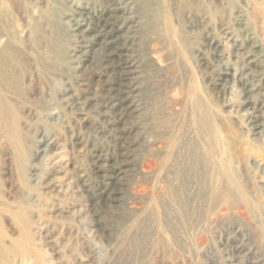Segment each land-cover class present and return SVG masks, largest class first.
Masks as SVG:
<instances>
[{
  "label": "rangeland",
  "instance_id": "1",
  "mask_svg": "<svg viewBox=\"0 0 264 264\" xmlns=\"http://www.w3.org/2000/svg\"><path fill=\"white\" fill-rule=\"evenodd\" d=\"M263 125L264 0H0V264H264Z\"/></svg>",
  "mask_w": 264,
  "mask_h": 264
},
{
  "label": "bare ground",
  "instance_id": "2",
  "mask_svg": "<svg viewBox=\"0 0 264 264\" xmlns=\"http://www.w3.org/2000/svg\"><path fill=\"white\" fill-rule=\"evenodd\" d=\"M79 9H80V8H79ZM81 10H82V9H81ZM102 10H103V9H102ZM87 11H88V10H87ZM121 11H122V10H121ZM108 12H110V11H108ZM114 13H115V12H114ZM121 13H122V12H121ZM116 14H117V13H116ZM88 15H89V14H88ZM88 15H87V17H88ZM84 16H85V15H84ZM90 16H91V15H90ZM107 17H108V16H107ZM107 17H106V18H107ZM102 18H103V17H102ZM87 19H88V18H87ZM131 21H132V20H131ZM83 22H84V21H83ZM88 22H89V21H88ZM107 22H108V21H107ZM129 23H130V22H129ZM89 24H90V23H89ZM89 24H88V25H89ZM119 24H120V23H119ZM88 25H87V26H88ZM91 25H92V24H91ZM118 26H119V25H118ZM130 26H131V25H130ZM88 27H89V26H88ZM126 27H127V26H126ZM53 28H54V27H53ZM123 28H124V27H123ZM91 30H92V29H91ZM120 30H121V29H120ZM75 32H76V31H75ZM82 32H83V31H82ZM115 33H116V31H115ZM87 34H89V33H87ZM112 34H113V33H112ZM99 35H100V34H99ZM117 36H118V35H117ZM79 37H80V36H79ZM103 37H104V36H103ZM107 37H108V36H107ZM100 38L102 39V37H100ZM110 39H111V38H110ZM113 40H114V39H113ZM94 41H95V40H94ZM129 41H130V40H129ZM215 42H216V41H215ZM82 43H83V42H82ZM213 43H214V42H213ZM215 44H216V43H215ZM94 45H95V44H94ZM116 45H117V44H116ZM121 46H122V45H121ZM77 47H79V46H77ZM115 47H116V46H115ZM248 47H251V46H248ZM79 48H80V47H79ZM88 48H89V47H88ZM81 49H82V48H81ZM247 49H248V48H247ZM92 50H93V49H92ZM112 50H113V49H112ZM118 51H120V50H118ZM216 51H217V50H216ZM75 52H77V51H75ZM90 52H91V51H90ZM81 53H82V51H81ZM118 53H120V52H118ZM124 54H125V53H124ZM126 54H127V53H126ZM119 55H120V54H119ZM91 56H92V55H91ZM125 57H127V56H125ZM111 58H112V57H111ZM86 60H87V59H86ZM103 60H104V59H103ZM119 60H120V59H119ZM121 60H122V59H121ZM241 60H242V59H241ZM129 61H130V60H129ZM131 61H132V60H131ZM90 62H91V61H90ZM117 62H118V61H117ZM105 63H106V62H105ZM107 63H108V62H107ZM118 63H119V62H118ZM89 64H90V63H89ZM121 65H122V64H121ZM109 68H110V67H109ZM135 68H136V67H135ZM125 69H126V68H125ZM133 70H134V69H133ZM133 70H132V71H133ZM246 70H247V69H246ZM107 71H108V70H107ZM113 71H114V70H113ZM126 72H127V71H126ZM118 73H119V72H118ZM120 73H121V72H120ZM249 73H250V72H249ZM228 74H229V73H228ZM125 76H126V75H125ZM132 76H133V75H132ZM225 76H226V75H225ZM129 80H130V79H129ZM129 80H128V81H129ZM262 81H263V80H262ZM214 82H215V81H214ZM219 82H220V81H219ZM246 82H247V81H246ZM124 83H125V82H124ZM122 84H123V83H122ZM223 85H224V84H223ZM248 85H249V84H248ZM109 86H110V85H109ZM221 86H222V85H221ZM110 87H111V86H110ZM133 88H134V87H133ZM108 89H110V88H108ZM108 89H107V90H108ZM117 89H118V86H117ZM123 89H124V88H123ZM123 89H122V91H123ZM215 89H216V88H215ZM247 89H248V88H247ZM247 89H246V90H247ZM111 90H113V89H111ZM246 90H245V91H246ZM261 90H262V89H261ZM114 91H115V90H114ZM112 92H113V91H112ZM252 93H253V92H252ZM114 94H115V93H114ZM117 94H118V93H117ZM247 94H248V93H247ZM83 97H84V96H83ZM117 97H118V96H117ZM114 99H115V98H114ZM115 100H116V99H115ZM119 100H120V99H119ZM129 100H130V99H129ZM114 102H115V101H114ZM119 103H120V101H119ZM124 103H125V102H124ZM105 104H106V103H105ZM110 106H111V105H110ZM121 106H122V105H121ZM127 106H128V105H127ZM116 108H117V107H116ZM125 108H126V107H125ZM118 109H119V108H118ZM118 109H117V110H118ZM132 109H134V108H132ZM115 110H116V109H115ZM115 110H114V111H115ZM128 110H129V108H128ZM110 111L112 112L113 110H110ZM118 111H119V110H118ZM130 111H132V110H130ZM125 112H126V111H125ZM125 112H122V113H125ZM125 114H126V113H125ZM119 115H120V114H119ZM119 115H118V116H119ZM122 115H123V114H122ZM253 117H254V116H253ZM259 117H260V116H259ZM262 122H263V121H262ZM258 123H260V122H258ZM120 124H121V123H120ZM118 125H119V124H118ZM122 125H123V124H122ZM122 125H121V126H122ZM255 125H256V124H255ZM259 125H261V124H259ZM263 126H264V125H263ZM259 127H260V126H259ZM117 129H121V127H120V128L117 127ZM257 129H258V128H257ZM127 131H128V129H127ZM128 132H129V131H128ZM123 139H124V138H123ZM119 155H120V154H119ZM116 157H117V156H116ZM93 158H94V157H93ZM109 158H110V157H109ZM104 159H105V158H104ZM117 161H118V160H117ZM118 162H119V161H118ZM118 162H117V163H118ZM113 164H114V163H113ZM119 164H120V163H119ZM108 168H109V167H108ZM118 169H119V168H118ZM103 170H104V168H103ZM106 170H107V169H106ZM98 171H99V170H98ZM111 171H112V170H111ZM95 174H97V173H95ZM108 176H109V175H108ZM111 177H112V176H111ZM101 179H103V178L101 177ZM105 179H106V178H105ZM102 181L104 182V180H102ZM115 181H116V180H115ZM111 183H112V182H111ZM115 183H116V182H115ZM104 185H105V184H104ZM108 185H109V184H108ZM111 185H113V184H111ZM113 186H114V185H113ZM103 188H104V187H103ZM107 189H108V187H107ZM109 190H110V189H109ZM106 191H107V190H106ZM107 192H108V191H107ZM107 192H106V193H107ZM109 192H110V191H109ZM112 192H113V191H112ZM114 192H116V191H114ZM99 193H101V192H99ZM99 195H100V194H99ZM106 196H107V195H106ZM96 197H97V196H96ZM108 199H109V198H108ZM106 200H107V199H106ZM26 247H27V246H26ZM20 255H21V254H20Z\"/></svg>",
  "mask_w": 264,
  "mask_h": 264
}]
</instances>
